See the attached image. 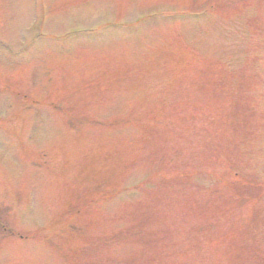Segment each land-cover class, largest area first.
<instances>
[{"label": "rangeland", "instance_id": "rangeland-1", "mask_svg": "<svg viewBox=\"0 0 264 264\" xmlns=\"http://www.w3.org/2000/svg\"><path fill=\"white\" fill-rule=\"evenodd\" d=\"M37 2L0 0V264H264V0Z\"/></svg>", "mask_w": 264, "mask_h": 264}]
</instances>
